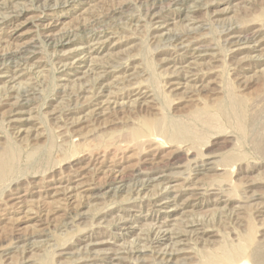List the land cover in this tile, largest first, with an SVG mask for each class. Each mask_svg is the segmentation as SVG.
I'll return each mask as SVG.
<instances>
[{
	"label": "rangeland",
	"instance_id": "rangeland-1",
	"mask_svg": "<svg viewBox=\"0 0 264 264\" xmlns=\"http://www.w3.org/2000/svg\"><path fill=\"white\" fill-rule=\"evenodd\" d=\"M0 156V264H264V0H0Z\"/></svg>",
	"mask_w": 264,
	"mask_h": 264
},
{
	"label": "bare ground",
	"instance_id": "bare-ground-1",
	"mask_svg": "<svg viewBox=\"0 0 264 264\" xmlns=\"http://www.w3.org/2000/svg\"><path fill=\"white\" fill-rule=\"evenodd\" d=\"M158 125V122L157 121H152V122H150L149 121V126L150 127H156ZM181 135V134H180ZM183 135V134H182ZM182 137V136H181ZM9 165H7V163H6V161L4 160V157L2 158L1 156H0V173L2 174L3 172H5L6 170H9ZM231 254H234V253H231ZM236 254H238V253H236ZM235 254V255H236ZM240 254V253H239ZM238 254V255H239ZM228 255V256H227ZM230 254L229 253H227L226 255H222L223 257H221V260L222 261H224L226 264H230L231 262H232V260H233V258L232 257H230L229 256ZM231 256H233V255H231ZM236 257V256H235ZM232 258V259H231ZM213 259V258H212ZM217 259V258H216ZM212 261H217V260H212ZM172 262V261H171ZM170 262V263H171ZM218 262V261H217ZM214 263V262H213ZM224 264V263H223Z\"/></svg>",
	"mask_w": 264,
	"mask_h": 264
}]
</instances>
